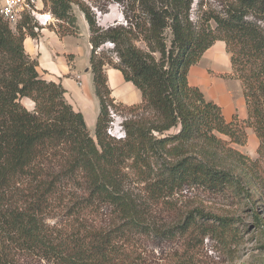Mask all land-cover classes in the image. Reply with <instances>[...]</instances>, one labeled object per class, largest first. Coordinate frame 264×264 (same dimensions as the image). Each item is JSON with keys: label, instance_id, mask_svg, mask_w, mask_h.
Segmentation results:
<instances>
[{"label": "trees", "instance_id": "16d2710c", "mask_svg": "<svg viewBox=\"0 0 264 264\" xmlns=\"http://www.w3.org/2000/svg\"><path fill=\"white\" fill-rule=\"evenodd\" d=\"M41 1L57 19L48 28L60 38L78 35L73 6L88 25L99 104L95 138L63 86L43 79L37 60L25 52V37L40 33L32 17L23 14L12 29L0 16V264H16L19 252L50 264H143L135 238L144 224L122 192L124 167L147 179V197L158 203L183 187L241 190L264 160V0H232L222 13L195 22L192 0H88L100 10L109 2L122 5L126 24L107 27L96 23L87 0ZM216 41L224 43L230 63L219 76L239 81L245 118L234 113L226 120L221 106L188 81L190 67ZM106 43L113 44L117 61L103 49ZM104 65L119 70L141 101L115 104ZM110 108L129 114L123 138L106 132ZM248 128L259 140L256 160L233 146L245 143ZM102 207L120 222L107 229L86 226ZM60 210L66 221L48 224ZM234 227L232 217L194 208L174 232L191 248L206 235L227 241Z\"/></svg>", "mask_w": 264, "mask_h": 264}, {"label": "rangeland", "instance_id": "374dc122", "mask_svg": "<svg viewBox=\"0 0 264 264\" xmlns=\"http://www.w3.org/2000/svg\"><path fill=\"white\" fill-rule=\"evenodd\" d=\"M231 1L192 0L190 17L195 22L204 14L206 16L211 13L220 14ZM100 2L103 1L100 0ZM87 3L95 14L96 23L101 27L119 23L126 24L121 13L122 5L109 2L105 4V9L100 10V8L94 6L97 2L87 0ZM97 4L99 5V3ZM45 9L43 6L42 10ZM72 11L76 17L77 31L80 33L78 20L83 15H81L82 13L76 6H73ZM31 17L37 24V28H39L38 22L33 16ZM249 19L253 20L251 17ZM56 23L50 25L55 26ZM210 24L214 26L213 21H210ZM35 31L38 33L40 30L37 29ZM138 44L143 46L142 43ZM103 49L107 51L114 61H117L115 55L110 52L112 46L106 43ZM70 56L72 57L71 54H68L66 57L70 59ZM23 103L28 108L32 106L28 100H23ZM114 103L117 104L116 102ZM110 110L113 115L110 114L108 126L110 122L114 123L115 130H117L122 121L129 117V114L116 108H110ZM90 116L91 114L89 113L87 117L89 125L87 124V128L90 136L95 138L94 128L90 125ZM175 130L173 128L167 133H173ZM246 133L245 143L243 145L234 144L233 146L247 154L252 160H256L258 159L256 148L259 140L251 129H246ZM254 169L256 174L253 175L251 173L254 180L243 181V189L241 190H232L220 194L198 187H183L169 197L164 198L163 202L154 203L147 197V179H142L129 168L124 167L119 176L122 192L132 202L141 222L144 224L142 233L135 238L136 252L142 259V263L264 264V160L259 159ZM194 208L234 218V232H236V235L229 237L227 241H221L214 236L206 235L200 245L192 246L191 248L190 246H184V237L174 232L175 225L182 220L188 211ZM64 221H66V212L64 210L54 211L47 219V223L50 225L63 223ZM84 221L88 227L93 226L101 229H107L120 222L112 214L110 207H102L94 217ZM173 255H176L179 259L176 260ZM15 257L16 264H50V262L26 252H19Z\"/></svg>", "mask_w": 264, "mask_h": 264}, {"label": "crops", "instance_id": "0c3cea01", "mask_svg": "<svg viewBox=\"0 0 264 264\" xmlns=\"http://www.w3.org/2000/svg\"><path fill=\"white\" fill-rule=\"evenodd\" d=\"M78 23L80 33L76 36L60 38L54 31L42 27L37 37L26 36L23 46L25 52L37 60L40 76L63 86L66 99L82 113L86 125H89L87 117L91 114L90 125L94 128L99 104L89 64V31L83 16L79 17ZM68 54L72 55L70 59L66 57ZM229 70V56L224 43L216 41L204 52L200 61L190 67L188 81L198 86L206 99L221 106L226 120H230L234 113L245 118L246 105L239 81L219 76ZM104 73L114 102L128 106L141 101L140 91L131 82L125 81L119 70L105 65Z\"/></svg>", "mask_w": 264, "mask_h": 264}, {"label": "built area", "instance_id": "2783aa9c", "mask_svg": "<svg viewBox=\"0 0 264 264\" xmlns=\"http://www.w3.org/2000/svg\"><path fill=\"white\" fill-rule=\"evenodd\" d=\"M43 3L41 0H0V16L9 24L12 29H15L17 23L22 18L23 14H29L35 18L40 27H47L50 24H55L57 19L50 13L49 10H42ZM37 26L34 30H37ZM113 47L112 43H108ZM110 114L113 112L110 110ZM115 130L114 123L110 122L107 127V134L115 138H123L124 131L122 124Z\"/></svg>", "mask_w": 264, "mask_h": 264}]
</instances>
